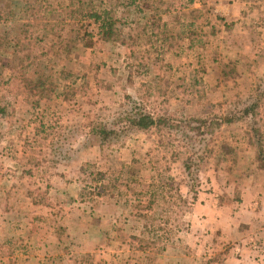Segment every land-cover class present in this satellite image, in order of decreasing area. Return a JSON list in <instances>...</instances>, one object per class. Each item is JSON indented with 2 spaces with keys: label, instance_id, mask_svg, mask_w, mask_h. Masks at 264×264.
<instances>
[{
  "label": "rangeland",
  "instance_id": "374dc122",
  "mask_svg": "<svg viewBox=\"0 0 264 264\" xmlns=\"http://www.w3.org/2000/svg\"><path fill=\"white\" fill-rule=\"evenodd\" d=\"M71 1L111 13L115 34L103 41L81 9L75 30L89 23L92 46L46 51L34 64L29 76L46 64L56 83L82 85L69 102H36L15 87L5 45L22 24H0V264H166L174 253L164 248L193 220L219 224L243 186L264 185L255 133L264 135V103L244 115L264 90V0L42 4ZM138 113L169 126L135 130L128 119ZM90 123L118 138L102 145Z\"/></svg>",
  "mask_w": 264,
  "mask_h": 264
},
{
  "label": "trees",
  "instance_id": "16d2710c",
  "mask_svg": "<svg viewBox=\"0 0 264 264\" xmlns=\"http://www.w3.org/2000/svg\"><path fill=\"white\" fill-rule=\"evenodd\" d=\"M8 2L9 0H0V24L6 22L22 24L19 28L20 36H16L13 40L8 39L5 45L8 49L12 48L13 54L16 55L17 77H15V87H18L20 92L26 93L29 97L35 99L36 102L43 99H51L55 95L66 102L71 101L81 90L82 85L77 86L76 81L56 83L53 71H49V66L46 64L40 74L35 76H29L28 74L35 63L39 62L41 58L48 56L46 51H61L63 49L74 51L79 45L83 47L92 46L95 33L89 31V23L82 25L79 30H75L73 18H75L76 12L80 13L81 9L82 12L80 14L83 19L92 21L97 27V34L100 38L109 42L115 34V22L111 13L102 12L97 9V6L81 3L80 1L77 2V8H75L77 6L76 3L71 1L67 6L59 5V9L52 8L48 12L47 8L49 7L44 8L42 4L44 0H10L11 7L18 9L17 12L15 9H8L10 7L7 6ZM66 13L69 15H66ZM70 29L71 32H69ZM42 31L46 33L45 37L39 36ZM80 31H83V33ZM73 33L76 34L74 35L75 39H70ZM41 44H43V47H41L42 50L40 51L38 46L40 47ZM223 76L224 78L227 77L226 75ZM258 101L260 102L246 108L244 115L255 117L259 114L260 104L264 103V90L261 92ZM4 110V108L0 107V114ZM240 118L242 117H228L223 121V124L236 123ZM128 121L131 127L139 131H147L151 128L163 129L169 126L167 117H153L146 113H138L135 117H130ZM213 124L220 127V123L213 122ZM89 126L90 133L96 136L102 145L118 138L117 131L110 130L102 123H90ZM211 130L212 128H210ZM255 133L259 138L258 156H262L264 135L260 133V129H255ZM31 163L38 166L37 159H32ZM91 167H93L92 164H86L82 169L85 171ZM31 172V169L24 171L25 174H31ZM91 180L96 182L94 178ZM94 189L99 194L107 190V188H103L102 184L98 185V183Z\"/></svg>",
  "mask_w": 264,
  "mask_h": 264
},
{
  "label": "crops",
  "instance_id": "0c3cea01",
  "mask_svg": "<svg viewBox=\"0 0 264 264\" xmlns=\"http://www.w3.org/2000/svg\"><path fill=\"white\" fill-rule=\"evenodd\" d=\"M241 190L223 222L207 218L203 230L193 220L190 229L180 232L176 245L163 250L174 253L166 264H264V185L247 184ZM212 222L215 228L209 227Z\"/></svg>",
  "mask_w": 264,
  "mask_h": 264
}]
</instances>
